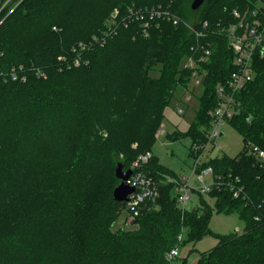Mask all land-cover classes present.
<instances>
[{
	"label": "trees",
	"instance_id": "obj_1",
	"mask_svg": "<svg viewBox=\"0 0 264 264\" xmlns=\"http://www.w3.org/2000/svg\"><path fill=\"white\" fill-rule=\"evenodd\" d=\"M191 1L0 0V264H172L170 249L211 233L204 194L216 211L236 212L244 227L217 235L216 246L191 264H264V159L249 152L251 145L264 152V53L253 59V79L236 93L227 120L247 144L233 157L217 154L196 167H211L218 188L195 191L198 203L181 207L175 184L166 181L178 177L152 154L176 86L190 81L192 70L180 68L181 60L208 44L199 108L185 132L167 134L171 141L189 137L194 159L201 153L192 147L207 142L216 85L233 70L228 38L216 25L234 22L231 10L255 0H203L195 10ZM132 5H160L192 20L203 36L154 17L147 25L119 24L99 43L112 10L121 18ZM146 152L141 169L157 196L141 205L135 229L114 230L126 209L113 197L115 167L131 169ZM229 182L241 188L237 196Z\"/></svg>",
	"mask_w": 264,
	"mask_h": 264
},
{
	"label": "built area",
	"instance_id": "obj_2",
	"mask_svg": "<svg viewBox=\"0 0 264 264\" xmlns=\"http://www.w3.org/2000/svg\"><path fill=\"white\" fill-rule=\"evenodd\" d=\"M120 10L114 8L107 19L106 30L104 31L103 37L99 40V43H104L106 37L112 36L116 33L119 24L126 25L133 20L145 19V25L148 20L154 17H162L171 21L172 24L184 23L192 31L196 32V29L189 27L185 20L181 19L177 15L170 13L160 5L152 7H139L129 6L126 9V14L119 18ZM231 15L235 19L234 22H229L226 25L217 24L218 31L223 32L228 38V45L233 53L232 66L229 78L225 84L218 83L215 88L217 95V103L213 109L208 113L211 116V127L206 134L207 142L204 144H194L192 149L194 152L201 150V153L195 157L194 163L191 169V173L196 176L199 183L198 187H190L187 180L184 177L173 178L166 177V181L175 184L176 201L177 203L186 208L188 201L190 200L191 190L198 191L200 193L208 192L213 186L219 187L220 183L216 182V178L212 174L211 167H206L200 172H196V167L200 163L201 157L205 153H209L213 146L217 144V138L220 136L218 127L232 117L234 114L237 102L236 93L243 89L254 76L252 62L257 56L262 57L264 53V0H255L253 7H245L239 9L235 7L231 10ZM206 26V22L203 23ZM197 36H203L201 32H196ZM93 41L97 42V38L93 37ZM79 47H84L85 44L79 43ZM75 50V48L73 49ZM200 51L198 54L197 51ZM210 55L209 45H199L194 49L192 55L186 58L184 68L192 70L189 84L193 89L200 88L205 77L206 71L201 67L207 57ZM59 60L66 61L65 57H59ZM79 57L72 59L73 66L79 65ZM67 67L70 64L67 63ZM38 76H44L41 71H37ZM12 79L16 78V71H11ZM188 89V88H185ZM188 99V97H187ZM180 112V109L178 110ZM163 132L162 128H159L156 132V136ZM215 140V142H214ZM213 145V146H212ZM249 152L258 159H264V152L255 145H251ZM197 155V154H196ZM151 153L146 152L137 157L132 163L131 174L126 180V183L133 188V191L127 195L125 201L126 207L128 208L127 222L131 223L146 200L153 201L157 196V191L151 178L141 169L144 163L148 161ZM209 176L207 180L205 176ZM230 183V182H229ZM227 187L232 191L233 196H237L241 191V188L237 185L228 184ZM178 257L177 247L170 249L166 253V259L172 260Z\"/></svg>",
	"mask_w": 264,
	"mask_h": 264
},
{
	"label": "rangeland",
	"instance_id": "obj_3",
	"mask_svg": "<svg viewBox=\"0 0 264 264\" xmlns=\"http://www.w3.org/2000/svg\"><path fill=\"white\" fill-rule=\"evenodd\" d=\"M198 8L199 7L196 9ZM187 20L186 23L192 28V20ZM185 62L186 58L181 60L180 68L184 67ZM187 88L188 89H184L182 86H176L169 105L165 109L164 118L160 125L163 132L156 137L155 143L152 147V154L155 155L159 162L169 169V171L175 176L178 178L184 177L189 186L194 188L198 187L199 183L196 176L191 173L194 163V158L189 154L191 139L189 137H181L180 139L171 141L167 137V134H170L175 130L185 132L189 123L194 118L195 112L199 108L197 98L199 88H195L191 91L193 88L189 83ZM179 109L180 112L178 111ZM218 130L222 133V135L217 138L218 145H212V150L208 154H204L201 157L200 162L210 157H215L217 154H225L233 157L243 149V138L231 124L224 121V123L218 127ZM135 144L136 143H133L132 146H135ZM205 178L207 180L210 179L208 175L205 176ZM96 191H98V189L95 188L93 195L96 194ZM203 198L211 208V215L208 220V228L211 233L202 236L195 242L176 246L178 251V257H176V259L185 257V264H191L200 254L215 247L218 243L217 235L223 236L231 232H240L244 227V222L239 218L236 212L226 213L216 211L214 200L207 197L205 194L203 195ZM197 203V194L194 190H191L190 200L186 207L191 208ZM127 212V207L126 209L121 210L113 227L114 230L121 228L122 226L125 230H133L136 228V224L126 223ZM175 260L172 264H178Z\"/></svg>",
	"mask_w": 264,
	"mask_h": 264
},
{
	"label": "water",
	"instance_id": "obj_4",
	"mask_svg": "<svg viewBox=\"0 0 264 264\" xmlns=\"http://www.w3.org/2000/svg\"><path fill=\"white\" fill-rule=\"evenodd\" d=\"M203 2V0H193L191 2V8L196 9ZM222 133H220V136ZM242 143L247 144V140L243 139ZM131 174V169L125 171L122 170V165L118 163L115 167V175L120 180L119 184L113 189V197L116 201H126L127 195L133 191V188L130 187L126 180Z\"/></svg>",
	"mask_w": 264,
	"mask_h": 264
}]
</instances>
